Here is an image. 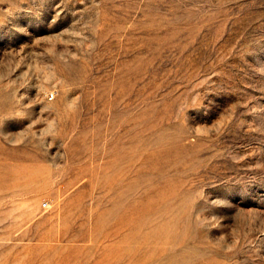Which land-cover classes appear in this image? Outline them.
Instances as JSON below:
<instances>
[{
	"label": "rangeland",
	"instance_id": "rangeland-1",
	"mask_svg": "<svg viewBox=\"0 0 264 264\" xmlns=\"http://www.w3.org/2000/svg\"><path fill=\"white\" fill-rule=\"evenodd\" d=\"M0 264H264V0H0Z\"/></svg>",
	"mask_w": 264,
	"mask_h": 264
},
{
	"label": "built area",
	"instance_id": "built-area-1",
	"mask_svg": "<svg viewBox=\"0 0 264 264\" xmlns=\"http://www.w3.org/2000/svg\"><path fill=\"white\" fill-rule=\"evenodd\" d=\"M52 97H53V94H52Z\"/></svg>",
	"mask_w": 264,
	"mask_h": 264
},
{
	"label": "bare ground",
	"instance_id": "bare-ground-1",
	"mask_svg": "<svg viewBox=\"0 0 264 264\" xmlns=\"http://www.w3.org/2000/svg\"><path fill=\"white\" fill-rule=\"evenodd\" d=\"M135 209V208H134Z\"/></svg>",
	"mask_w": 264,
	"mask_h": 264
}]
</instances>
